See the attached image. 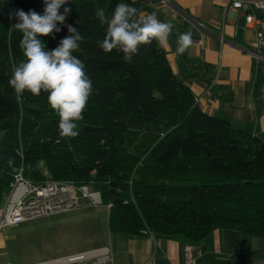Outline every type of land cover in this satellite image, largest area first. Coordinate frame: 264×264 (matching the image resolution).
<instances>
[{"label":"trees","instance_id":"obj_1","mask_svg":"<svg viewBox=\"0 0 264 264\" xmlns=\"http://www.w3.org/2000/svg\"><path fill=\"white\" fill-rule=\"evenodd\" d=\"M143 12L137 0H68L61 30L41 37L46 50L75 27L83 40L73 55L85 65L93 93L78 122L80 135H59V117L47 93L25 92L18 101L8 81L25 60L22 33L10 16L17 10L43 14V0H0V207L13 175L39 183L71 179L98 192L108 208L111 233L180 235L200 241L215 229L264 237V142L229 120L204 111L188 83L213 89L212 67L184 53L174 73L157 41L142 45L132 62L114 49L102 51L107 25L118 3ZM179 35L170 37L176 50ZM259 74L254 99L262 106ZM15 161L16 170L7 164ZM44 182V181H41ZM79 185V184H76Z\"/></svg>","mask_w":264,"mask_h":264},{"label":"crops","instance_id":"obj_2","mask_svg":"<svg viewBox=\"0 0 264 264\" xmlns=\"http://www.w3.org/2000/svg\"><path fill=\"white\" fill-rule=\"evenodd\" d=\"M137 1L145 7L142 13L155 11L161 21L174 24L167 46H162L174 73H178L177 54L170 37L185 32L193 40L187 55L212 67L213 89L198 80L188 83L196 103L264 142V58L251 54L252 50L258 53L256 30L245 25L244 13L230 8L228 0ZM259 74L261 108L254 99ZM5 228L0 232V264H26L14 261ZM102 246L110 248L112 264H190L187 252L191 264H264V237L234 229H215L200 241L180 235L117 232ZM52 260L30 264H52Z\"/></svg>","mask_w":264,"mask_h":264},{"label":"clouds","instance_id":"obj_3","mask_svg":"<svg viewBox=\"0 0 264 264\" xmlns=\"http://www.w3.org/2000/svg\"><path fill=\"white\" fill-rule=\"evenodd\" d=\"M43 14L34 10L27 13L15 11L10 18L18 22L13 28L22 33L19 46L25 60L16 66L8 81L14 89L19 101L27 91L35 96L47 93L50 108L59 117V135L64 138H75L80 135L78 122L84 119L83 113L93 93V82L85 71L84 63L73 55L80 47L83 37L79 31L67 26L69 36L61 39L59 45L46 50L41 37L48 36L61 29L71 9L64 7L68 0H43ZM96 15L102 24H106L104 39L98 47L105 53L114 49L123 53L125 62H132L142 45H150L157 41L160 46H167L174 24L161 21L155 11L142 13L136 7L126 3H118L111 13L97 10ZM176 54L183 55L192 46V34H179L176 41ZM7 164L13 171L15 161L9 159Z\"/></svg>","mask_w":264,"mask_h":264},{"label":"rangeland","instance_id":"obj_4","mask_svg":"<svg viewBox=\"0 0 264 264\" xmlns=\"http://www.w3.org/2000/svg\"><path fill=\"white\" fill-rule=\"evenodd\" d=\"M39 166L44 176L41 181L53 180L48 177L42 162ZM57 182L76 189V206L68 211L52 212L8 225L5 231L11 236L10 251L14 261L26 264L41 262L108 243L112 233L107 226V205L98 204L97 196L87 198L82 194L84 190L81 187H85L88 193L95 192L91 181L84 185L71 179Z\"/></svg>","mask_w":264,"mask_h":264},{"label":"built area","instance_id":"obj_5","mask_svg":"<svg viewBox=\"0 0 264 264\" xmlns=\"http://www.w3.org/2000/svg\"><path fill=\"white\" fill-rule=\"evenodd\" d=\"M230 8L244 13V22L248 27L256 30L255 49L258 53L253 55L259 59L264 58V0H228ZM255 12H258L257 16ZM252 54V53H251ZM83 196H97L96 202L102 204L98 192L88 193L85 187ZM76 189L71 185L47 180L33 182L24 177L21 169L13 175L8 193L0 207V232L8 225L23 222L58 211H68L77 204L75 198ZM92 199V198H91ZM97 204V205H98ZM110 204H107V208ZM188 263H192L187 252ZM52 264H112L111 251L108 246H100L93 249L69 254L56 258ZM145 264H152L147 262Z\"/></svg>","mask_w":264,"mask_h":264},{"label":"water","instance_id":"obj_6","mask_svg":"<svg viewBox=\"0 0 264 264\" xmlns=\"http://www.w3.org/2000/svg\"><path fill=\"white\" fill-rule=\"evenodd\" d=\"M251 53L254 54V53H256V52L252 50Z\"/></svg>","mask_w":264,"mask_h":264}]
</instances>
